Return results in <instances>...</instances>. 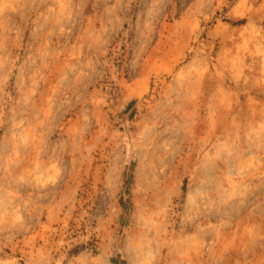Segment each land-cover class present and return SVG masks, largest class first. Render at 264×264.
I'll return each instance as SVG.
<instances>
[{"label":"rangeland","instance_id":"obj_1","mask_svg":"<svg viewBox=\"0 0 264 264\" xmlns=\"http://www.w3.org/2000/svg\"><path fill=\"white\" fill-rule=\"evenodd\" d=\"M0 264H264V0H0Z\"/></svg>","mask_w":264,"mask_h":264}]
</instances>
